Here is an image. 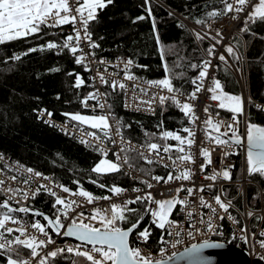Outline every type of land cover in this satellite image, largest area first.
I'll return each instance as SVG.
<instances>
[{
    "label": "snow or ice",
    "instance_id": "snow-or-ice-1",
    "mask_svg": "<svg viewBox=\"0 0 264 264\" xmlns=\"http://www.w3.org/2000/svg\"><path fill=\"white\" fill-rule=\"evenodd\" d=\"M113 0H0V45L21 40L29 36H33L42 31L44 28H58L63 25H73L74 35L69 34L63 39L62 44L49 41L46 45H41L39 49L30 48L28 52H35L37 50L43 51L45 48L52 49H67L74 57L75 63L84 65L85 70H91L85 63L89 56L94 57V52H84L81 47L82 41L85 42L90 49L99 47V44L92 40L91 33L88 30L89 23L97 19L98 10L105 9L108 5L112 4ZM223 4L222 9H213L207 15L209 17H217L220 15H227L228 13H245L244 27L240 31H249V22L255 24L257 21L264 22V0H221ZM146 5H150V0H145ZM148 15L151 16L152 9L150 6L146 8ZM237 19V16H233ZM137 20H144V16H139ZM135 23V21H133ZM79 23L80 27L76 25ZM197 24L204 23L203 20L197 19ZM153 29H155V20L153 19ZM83 32V35L81 34ZM197 39H204L199 32L196 33ZM220 37V39H216ZM218 44L223 39L219 30L216 35L211 37ZM157 43H159V35L156 36ZM229 55H234L233 47H226ZM28 52L14 55L9 59L20 60L22 55H27ZM77 53H81L77 55ZM209 56L215 53V44L207 49ZM161 58L163 59V49L161 50ZM239 57H237L238 59ZM221 61H225L223 55L219 56ZM226 62V61H225ZM101 64L106 63L104 60L100 61ZM124 66V79L136 80L133 74L130 73V67L133 65V60L128 59L122 61ZM193 69H199L196 78L192 79L191 83L195 86L194 90L188 94L187 101L196 100L197 94L202 90L211 93L210 99L217 102V107L231 113V122L222 120H213L211 115L203 121L204 139L216 146H229V147H245V163L246 171L249 176L260 175L264 177V125L251 122L247 119L244 108V99L240 95H235L224 91V88L219 79H215L209 75V68L211 67L210 60H204L201 64L193 63ZM165 72H169L168 65L164 64ZM51 71H59V69H51ZM107 72V69H104ZM104 72H97L99 80L103 84H110V87L115 91L117 88L125 89L126 85L117 79H106ZM72 75V73H70ZM112 75H116L113 73ZM205 80H210V86L205 87ZM84 79L76 74L75 87L79 88L84 85ZM149 87L159 88L162 91L166 90L171 95L154 94L149 101H143L151 107L153 102L158 101L160 105H164L167 101L175 104L186 117L189 118L190 124H195L200 117L196 116L194 105L191 102H181L177 98L179 89H176L172 83V79L166 76L164 79L157 81H147ZM140 91L147 95V89L140 88ZM101 94L96 91L89 93L81 100L84 108H89V100H96ZM59 99V97H57ZM103 109L106 105H98ZM95 112V107L92 108ZM203 111L209 113V108L205 107ZM47 110L41 112V116ZM49 117L52 116L51 112H47ZM70 120L78 122L82 125L90 126L92 129L98 130L103 134L105 139L111 141L113 145L117 143L124 145L120 148V153H125L121 156L120 153H114L116 160L113 161L107 158V151L103 152L104 158L100 159L95 166L91 169L93 173L98 175H107L111 173L120 172L122 165H127L128 168H133L134 165L130 163L127 155L129 150L135 151L138 156L147 164H152L155 161L163 163L164 155L172 152L177 153L175 157L168 155L167 159L171 161V166L177 174L169 172L165 177L152 176V179L157 183L163 181L164 184H170L174 181H191L193 172L191 168L183 167L182 165L195 163L192 154L193 145L197 144L196 133L191 127H184L181 135L175 131H162L159 133V139L163 141L173 140L177 143L159 144L151 142L152 138L156 135L147 134L149 139L142 145H133L131 141H125L121 133L122 125L119 121L110 123L109 114H93L86 115L80 112L64 113ZM219 115V113H217ZM245 116V131L242 133L239 128V117ZM46 123L48 121H45ZM130 127V126H129ZM226 129L221 131V129ZM119 137V141L112 138L110 133L113 131ZM230 134V135H229ZM87 135L93 137L95 140H100L101 137L96 132H90ZM223 137H228L224 139ZM82 143H89L87 140H81ZM203 143V141H202ZM212 151L208 147H199V155L203 157V162L199 165L200 171L204 172L208 165L213 163ZM230 153L225 152L227 156ZM164 167H169L164 164ZM27 173L32 174L31 177L25 179L23 184L28 185L32 177L42 178L48 180V177L43 176L42 173L34 171L31 168L25 170ZM218 177L225 180H231L232 175L229 168L217 171L214 170L211 175H205L204 179L215 182ZM11 181H17L15 175L9 177ZM96 183V181H92ZM145 183L147 188L151 189L153 184L148 181H141ZM6 181L0 178V192H3L5 198L0 200V257H4L6 264H53L54 261L60 256H65L70 259L71 264H178L179 261H186L187 264H213L214 257L209 254L205 255V251L209 249H222L226 243L237 238L241 239L245 244L249 243L250 238L255 239L256 233L249 236L248 228L241 225L240 220L234 217L229 209L232 207L231 200H223L222 194H214L210 199H206L202 193L206 189H211L212 184L185 187L183 184L175 189H169L172 195L165 199H156L151 191L144 192L136 195L134 198L125 200L123 203L112 202L107 208H93L88 215L83 211L77 212V208H82L83 204L75 199L69 197H62L58 195L53 188L47 184H39L35 191L31 192V198H35L41 190L48 192L52 197H55L52 207L55 209L54 218L35 210L29 206L13 207L12 202L16 205H21V200L27 201L30 196L29 190L14 187H4ZM78 183V182H77ZM63 193L69 196H79L83 198L87 204H94L96 200H112L113 197H119L127 189L112 185L107 187L100 184L99 187H107L111 196L96 197L92 193L81 188L79 191H72L64 185H56ZM132 191L141 193V189L134 188ZM186 192V195L181 198L180 193ZM19 197V199H17ZM195 197L194 201L189 198ZM143 204L145 213L151 215L152 223L159 229H166L174 227L175 231H169L167 234L176 239L171 243V248L175 249L178 245L183 243L181 234L183 229L179 222L172 219L174 210L185 212L188 219H192L194 214L199 217L195 223L188 225L186 235L188 238L195 240L197 235L204 236L205 238L199 242L192 243L190 246L184 248L182 252L173 251L165 259L166 249L162 248L159 251V258L153 257L149 253H144L139 247L130 245L129 237L135 231L137 237L147 243L151 236L149 228L140 230V223L143 220L142 215L137 214V209L129 207V205ZM179 206V207H178ZM218 206V207H217ZM206 208L209 210L207 219L205 214L198 211V209ZM18 213L31 214L33 217L41 216L47 224H42L40 220L34 219L32 222L22 220L17 215ZM132 214L135 219L128 227H121V224H127L129 215ZM226 214V215H225ZM248 218H252L255 214L252 211L246 213ZM225 218L235 225H240V236L237 237L233 232L227 241L213 240L211 237H223L222 225H217L216 220L223 221ZM260 219V217H257ZM64 221H68L65 224ZM199 223L203 228L196 227ZM13 225L10 227L9 225ZM48 229H51L57 236L63 235L65 237H73L79 243L74 246L57 247L56 241L52 238ZM260 239L257 241L259 247L264 249V229L259 232ZM160 243L169 244L163 236L160 238ZM52 246L49 248V246ZM264 259V257H262Z\"/></svg>",
    "mask_w": 264,
    "mask_h": 264
},
{
    "label": "trees",
    "instance_id": "trees-1",
    "mask_svg": "<svg viewBox=\"0 0 264 264\" xmlns=\"http://www.w3.org/2000/svg\"><path fill=\"white\" fill-rule=\"evenodd\" d=\"M148 6L152 9L151 16L146 11ZM222 8L223 4L219 0H150V5H146L145 0H113L105 9L98 10L97 19L89 23L88 30L93 34L95 43L99 44L95 48L97 56L109 59L127 56L133 60L134 72L138 75L150 79L168 76L174 87L190 92L195 87L191 81L199 71L191 65L201 64V49L207 51L210 43L205 38L196 40L189 26L172 12L199 28H205L213 18L207 13ZM139 16L145 19L137 20ZM197 19L204 23H195ZM248 28L249 31H240L234 42L239 49L242 43L247 47V119L264 125V111L257 109L253 103L258 101L264 104V22H249ZM64 37V26L42 27L38 34L0 45V153L21 165L51 174L58 182L74 190L83 188L95 195H105L109 193L107 187L112 185L131 186L134 181L121 171L107 175L93 173L91 169L102 159L100 154L65 136L38 116V112L43 109L58 120L68 118L64 113L94 114L81 104V100L91 91L89 75L75 63L67 49L45 48L43 51L28 52V49H39L49 41L62 44ZM25 52L28 54L22 55L18 61L9 59ZM165 63L169 68L167 73ZM54 68L59 71H51ZM217 72L224 90L237 94V82L229 71L218 67ZM76 74L85 81L79 88L74 86ZM103 90L111 113L121 120L123 134L131 140L145 143L149 139L146 133H155L151 140L154 141L161 121L167 129L179 130L183 127L180 109L168 101L160 106L162 111L158 115L147 117L129 113L122 108L119 88L113 91L110 84H104ZM138 164L144 169L151 167L142 161ZM240 169L239 159L235 164L234 177L240 174ZM255 178L262 190L264 203V177L257 174ZM100 184L107 187L101 188ZM0 200H3L1 194ZM247 200L250 206L258 204V189L255 185L247 187ZM53 203L52 197L39 195L26 206L53 217ZM143 209L144 205L139 204L137 214L142 215ZM14 215L21 219L33 217L23 213ZM128 215V223L121 224V227L130 226L135 219L132 214ZM38 220L44 224L41 219ZM146 220L147 217L141 226ZM0 264H6L4 257H0ZM53 264H71V261L60 256Z\"/></svg>",
    "mask_w": 264,
    "mask_h": 264
},
{
    "label": "built area",
    "instance_id": "built-area-1",
    "mask_svg": "<svg viewBox=\"0 0 264 264\" xmlns=\"http://www.w3.org/2000/svg\"><path fill=\"white\" fill-rule=\"evenodd\" d=\"M221 2V0H219ZM237 16V19H233V16ZM244 16L245 13H228L227 15H220L217 17L212 18L205 26V28H199L195 25H192L191 31L195 37L196 40L197 36L196 33L199 32L202 36H204L205 39L208 40L210 43V46L215 44V53L212 56H209L206 50L201 49L203 54L204 60H210L211 61V67L209 68V75L211 77H214L215 79H218V72H217V64H221L224 66L229 73L235 78L237 85H238V93L235 95H240L244 99V108H245V114L247 117V102L248 98L246 96L247 93V63H246V56L245 53L247 51V47L244 43H242L241 49H239L237 46H234L232 44V41L236 36H239L240 29L244 25ZM64 29L66 31V36L69 34L74 35L73 31V25H63ZM77 28L80 27L79 23L76 25ZM219 30L223 36V39L220 41V43L216 44L215 40H213L211 37L216 35V31ZM90 32V31H89ZM91 33V32H90ZM83 35V32H81ZM92 40H93V34L91 33ZM216 39H220V37H216ZM94 41V40H93ZM231 46L234 50V55H229V53L226 51L225 47ZM81 47L84 48V52H94L95 56H89L85 63L88 65V68L91 70H85L84 65L81 66L89 75V81H90V87L92 92L98 91L101 95L97 97L96 100H89L88 103L90 105L89 108H85L87 111L94 113V114H111L110 115V123H113L114 121H119L121 124V120L116 117L113 113H111L109 109V103L106 99V96L104 94L103 90V83L99 80V77L97 76V72H104V69H107V72H104V75L106 79L112 80L117 79L118 81L124 83L126 85L125 89H120L122 93V108L129 112L134 113L142 116L147 117H153L158 115L162 111V107L159 104L158 101L153 102L151 104V107H149L148 104L143 103V101H149L151 100L152 96L154 94H161V95H171L167 93L166 90H161L159 88H153L149 87L146 83L147 81H157L160 79H150L141 75H138L134 72V63L130 67V73L133 74L135 77H137L136 80H125L124 79V66L122 61H127L129 58L127 56H119L114 59H109L105 57H99L96 54L95 49L88 48L87 44L82 41ZM81 53H77V55H80ZM223 55L225 57V61H221L219 59V56ZM74 57V56H73ZM237 57H239L237 59ZM75 59V57H74ZM104 60L106 63L101 64L100 61ZM201 62V63H202ZM113 73H116V75H112ZM246 76V80L244 77ZM205 87L210 86L211 81L205 80L204 82ZM140 88L147 89V95H145L143 92L140 91ZM176 88V87H175ZM180 90V93H183V95H180L177 93V98L181 100V102H191L194 105V110L196 116L200 117L199 120L195 122V124L189 123V118L184 115L183 112H181V115L184 119L183 127L178 129H167L165 127V123L163 121L160 122V129L155 137L154 141L159 144H171L175 145L177 142L173 140L163 141L159 139V133L162 131H175L178 132L181 135H187L186 133L182 132V129L184 127H191L196 133V141L197 144L193 145L191 151L195 159V163L182 165L183 167L191 168L193 172L192 180L191 181H174L170 184H164L163 181L160 183H157L155 180L152 179V176H162L165 177L169 172H173V174H177L173 167L171 166V161L167 159L168 155H172L175 157L178 155L175 152L169 153V154H163L164 155V161L163 163L155 161L152 164H148L151 166L150 168H142V165H139L138 162L145 163L135 151L129 150L127 152V155L129 158L133 159V161H130L134 165L133 168H128L127 165H122L121 172L126 174L128 178L134 183L131 186H122V188L127 189L126 192H124L119 197H113L112 200H104L99 199L94 202V204H87L86 201L83 200V198L79 196H69L67 193H63L56 185H63L60 182H58L53 175L42 173L43 176L48 177V180H44L42 178H36L32 177L30 180V183L28 185L23 184V181L25 179H28L32 176V174L27 173L25 170L29 167H26L24 165H21L17 163L16 161H13L10 159L7 155H4L0 153V178H4L6 183L4 187H14V188H22L25 190H29L30 196L27 201L21 200V205H16L15 202H12V205L14 206H26L29 202L33 200L31 198V192L35 191V189L38 187L39 184H47L53 188L54 191L58 193V195L62 197H69L70 199H75L78 202L83 204L82 208H77L76 211L80 212L83 211L85 215H88L89 212L96 207L99 208H107L110 203L116 202V203H123L125 200L134 198L136 195H140L144 192L151 191L153 196H155L156 199H165L168 198L171 193L169 189H175L179 185L183 184L185 187H191V186H200V185H208L212 184L213 187L209 190L206 189L205 193H202V195L205 196L206 199H210L212 195L214 194H222L221 198L225 201L231 200L232 207L229 209V212L236 217L238 220H240L241 225L247 226L249 232V236L251 237L252 233H256V238L249 240V243L245 244L241 239L237 238L235 240H231L227 244L235 245L242 250L245 251V253L248 255L250 259H253L254 257L259 258L264 262V249H261L258 244V240L260 239L259 232L264 229V203H263V193L261 188L256 184L253 183L257 189H258V204L254 206H250L247 203V187L249 185L248 180L246 179V163H245V152L246 150L242 147H229V146H216L215 144H210L204 139V128L205 125L203 121L208 118L209 115L213 118V120H222L225 122H231V116L232 114L227 112L226 110L219 109L216 105L217 102L212 101L210 99L211 93H208L207 91H201L197 94V99L193 101H187V96L190 94V92H185L184 90L180 88H176ZM225 91V90H224ZM227 92V91H226ZM230 93V92H228ZM232 94V93H231ZM172 103L170 100L168 101ZM255 107L257 109H261L264 111V104L260 103L258 101H253ZM105 104L106 106L101 109L98 105ZM173 104V103H172ZM176 106L175 104H173ZM95 107V112L92 111V108ZM177 107V106H176ZM205 107L209 108V113H205L203 109ZM44 110V109H43ZM38 112L39 118H43L44 121H48L50 125L57 128L62 134H64L67 137L72 138L73 140L77 141L78 143L95 149L101 156V158H104L103 152L107 151L108 155L107 158L111 159L113 161L116 160V156L114 153H120V148L124 147V145L117 143L116 145H113L110 140L105 139L103 137V134L100 133L96 129H92L85 127L82 124H79L78 122L72 121L69 118H65L63 120H58L53 118L52 116L49 117L47 115V112L44 113V115L41 116V112ZM219 113V115H217ZM240 124L239 128L240 131L243 133L245 131V116L239 117ZM122 125V124H121ZM226 129L222 128L221 131H225ZM90 132H96L97 135L101 137L100 140H95L93 137L87 135ZM121 133L123 135V138L125 141H131L133 145H142L144 143L137 142L134 140H131L127 138L123 134V129L121 128ZM112 135V138L119 141V137L115 135L114 129L110 133ZM230 135V134H229ZM81 140H87L89 143H82ZM203 141V143H202ZM199 147H208L210 149H214L212 151V161L213 163L211 165H208L204 172L200 171L199 165L203 162V157L199 155ZM228 152L229 155L225 156L224 153ZM121 156H124L125 153H120ZM241 160V169L240 174L236 175L237 177H234V168L237 160ZM168 164L169 167H164V164ZM147 164V163H145ZM225 168H229L232 179L231 180H225L222 177H218L215 182L209 181L204 179L205 175H211L214 170L220 171ZM32 169V168H31ZM34 171H37L33 169ZM39 172V171H37ZM15 175L17 177V181L13 182L9 177ZM141 181H148L153 184V187L151 189L147 188L145 183H142ZM65 186V185H64ZM236 188H233V187ZM67 187V186H66ZM121 187V186H119ZM69 188V187H68ZM134 188L141 189V193H137L132 191ZM72 191H78L69 188ZM2 198H5V195L3 192H0ZM39 195H48L52 197L48 192L41 190L39 194L35 196V198ZM96 197H104V196H111L112 194L109 192L105 195H95ZM186 195V192H181L180 196L183 198ZM34 198V199H35ZM55 200V197H52ZM19 199V197H17ZM190 201H194L195 197L189 198ZM140 203L129 205V207L132 208H138ZM179 207V206H178ZM218 207V206H217ZM198 211L203 212L205 214V219H207V215L209 214V210L206 208L198 209ZM248 211L254 212V216L252 218H248L246 213ZM226 215V214H225ZM147 220L143 226L140 225V230L144 228H149L151 231V236L147 243L139 239L134 232L131 235L130 238V245L133 247H139L142 252L144 253H151L153 257L159 258V251L160 249L164 248L166 249L164 258L166 259L168 255H171L173 251L180 252L184 250L185 247L190 246L192 243L199 242L203 240L205 237L197 235L195 240H192L187 237L186 232L189 230L188 225L190 223H195L198 221L199 217L194 214L192 219L187 218L186 211L181 212L178 210H174L172 219L179 222L181 228L183 229L181 234V239L183 240V243L178 245L175 249L171 248V243L176 239L173 236H169L167 233L169 231H175L174 227H169L164 230L157 228L152 223V217L150 214H146ZM145 217V218H146ZM257 217H260V219H257ZM54 218V216H53ZM34 219H38L35 217L22 219L25 221H28L29 223L32 222ZM145 220V219H144ZM143 220V221H144ZM65 224L68 223V221H64ZM215 223L217 225H222V231L224 233L223 237L219 236H213L211 237L213 240H222L227 241L230 237V235L235 232L237 237H239L241 234L239 232L240 225H235L231 221L227 220L225 218L223 221L216 220ZM46 225V224H45ZM10 227H13V225H9ZM196 227L203 228L202 225L199 223H196ZM49 231V230H48ZM49 233L52 235V238L56 241L57 247H66V246H74L78 241H74L71 239H65L62 235L57 236L49 231ZM163 236V238L167 241H169V244L165 245L160 243V238ZM52 246L50 245L49 248Z\"/></svg>",
    "mask_w": 264,
    "mask_h": 264
},
{
    "label": "water",
    "instance_id": "water-1",
    "mask_svg": "<svg viewBox=\"0 0 264 264\" xmlns=\"http://www.w3.org/2000/svg\"><path fill=\"white\" fill-rule=\"evenodd\" d=\"M172 13L175 16H177L178 18H180L187 26H189V22H187L185 19L181 18L179 15L175 14L174 12H172ZM223 138L228 139V137H223ZM242 148H244L246 150V145H245V147H242ZM35 210H37V209H35ZM38 211H40V210H38ZM40 212L44 213L43 211H40ZM44 214H47V213H44ZM146 214L147 213H145V212L142 214L143 220L145 219ZM47 215H49V214H47ZM50 217H52V216H50ZM37 218L41 219L44 224H47V222L43 220V217L37 216ZM143 220L141 221V223L143 222ZM141 223H140V225H141ZM48 230L51 233L55 234L54 232L51 231V229H48ZM63 238L77 241L73 237L63 236ZM130 238H131V235L129 237V242H130ZM182 251H180V252H182ZM177 253H179V252H177ZM209 254H211L214 257L213 264H264V262L262 260H260L259 258L254 257L253 259H250L244 250H242L241 248H239L235 245L227 244V243L225 244V247L222 249L206 250L205 255H209ZM178 264H187V262L186 261H179Z\"/></svg>",
    "mask_w": 264,
    "mask_h": 264
},
{
    "label": "rangeland",
    "instance_id": "rangeland-1",
    "mask_svg": "<svg viewBox=\"0 0 264 264\" xmlns=\"http://www.w3.org/2000/svg\"><path fill=\"white\" fill-rule=\"evenodd\" d=\"M192 25H193V24L189 23V28H190V29H192V28H191V27H193ZM232 44H233L234 46H236L234 40L232 41ZM226 47H227V46H226ZM226 47H225V49H226ZM246 63H247V61H246ZM218 67H223V68H225V67L222 66L221 64H217V68H218ZM225 69H226V68H225ZM226 70H227V69H226ZM227 71H228V70H227ZM244 79L246 80V76L244 77ZM246 96H247V98H248V100H249L248 93H246ZM246 179L248 180L249 185H254L253 183H256V184H257V182H256V178H255V175L249 176V175L247 174V171H246ZM249 185H248V186H249Z\"/></svg>",
    "mask_w": 264,
    "mask_h": 264
}]
</instances>
